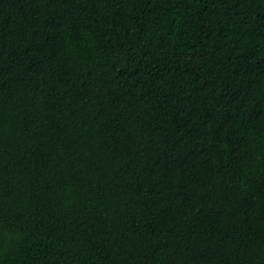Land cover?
<instances>
[{
	"label": "trees",
	"instance_id": "16d2710c",
	"mask_svg": "<svg viewBox=\"0 0 264 264\" xmlns=\"http://www.w3.org/2000/svg\"><path fill=\"white\" fill-rule=\"evenodd\" d=\"M0 264H264V0H0Z\"/></svg>",
	"mask_w": 264,
	"mask_h": 264
}]
</instances>
